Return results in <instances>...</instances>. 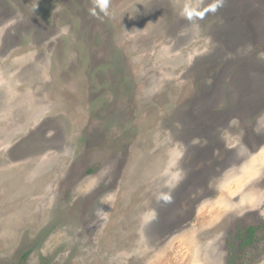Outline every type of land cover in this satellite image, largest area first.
Returning a JSON list of instances; mask_svg holds the SVG:
<instances>
[{
    "label": "rangeland",
    "instance_id": "obj_1",
    "mask_svg": "<svg viewBox=\"0 0 264 264\" xmlns=\"http://www.w3.org/2000/svg\"><path fill=\"white\" fill-rule=\"evenodd\" d=\"M229 260L264 264V0H0V264Z\"/></svg>",
    "mask_w": 264,
    "mask_h": 264
},
{
    "label": "trees",
    "instance_id": "obj_2",
    "mask_svg": "<svg viewBox=\"0 0 264 264\" xmlns=\"http://www.w3.org/2000/svg\"><path fill=\"white\" fill-rule=\"evenodd\" d=\"M257 226H248L242 233L236 234L234 238L238 241V251L243 254L246 253L248 247H252L255 243ZM254 242V243H253ZM227 264H232V260H229ZM237 264V263H236Z\"/></svg>",
    "mask_w": 264,
    "mask_h": 264
},
{
    "label": "clouds",
    "instance_id": "obj_3",
    "mask_svg": "<svg viewBox=\"0 0 264 264\" xmlns=\"http://www.w3.org/2000/svg\"><path fill=\"white\" fill-rule=\"evenodd\" d=\"M105 4H107V0H105ZM93 14L95 15V12H93ZM104 15H108V12L105 11Z\"/></svg>",
    "mask_w": 264,
    "mask_h": 264
}]
</instances>
